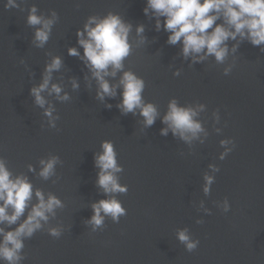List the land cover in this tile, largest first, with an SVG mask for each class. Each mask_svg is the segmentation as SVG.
Here are the masks:
<instances>
[{
  "label": "water",
  "instance_id": "1",
  "mask_svg": "<svg viewBox=\"0 0 264 264\" xmlns=\"http://www.w3.org/2000/svg\"><path fill=\"white\" fill-rule=\"evenodd\" d=\"M7 2L0 0V158L13 177L28 178L33 197L15 224L0 228L13 230L26 219L38 203L37 189L46 200L52 194L63 205L23 239L21 264H264V46L238 37L227 41L223 63L214 56L194 63L183 57L181 43L166 42L168 33L156 30L154 16L144 15L146 0H16L18 7L5 8ZM33 6L45 19L57 14L43 47L34 42L40 26L27 23ZM109 13L132 26V49L123 71L144 80L143 100L158 112L150 127L139 108L125 114L117 107L122 71L105 77L116 86V95L100 100L92 73L68 54L70 47L83 54L76 32L89 17ZM140 24L144 32L138 35ZM53 57H60L62 66L52 73L49 88L58 84L60 95L69 99L45 90L41 108L30 89L42 83ZM225 69H230L227 75ZM177 70L180 75H173ZM73 80L78 88L72 87ZM173 99L197 112L194 119L203 131L196 137L186 141L171 129L161 135ZM49 106L54 127L44 115ZM217 110L218 121L213 115ZM224 139H232L234 147L221 146ZM105 140L114 145L123 169L116 175L126 192L105 194L96 183L94 157ZM228 149L232 151L219 159ZM54 156L59 158L54 174L45 179L39 175L40 161ZM205 174L214 178L208 194L203 191ZM113 197L126 215L118 223L107 216L104 226L93 231L87 223L92 204ZM225 197L228 212L223 211ZM50 228H58L60 237H52ZM184 228L199 240L192 252L177 239Z\"/></svg>",
  "mask_w": 264,
  "mask_h": 264
},
{
  "label": "clouds",
  "instance_id": "2",
  "mask_svg": "<svg viewBox=\"0 0 264 264\" xmlns=\"http://www.w3.org/2000/svg\"><path fill=\"white\" fill-rule=\"evenodd\" d=\"M18 7L16 0H8L5 8ZM37 9H30L27 23L36 27L34 42L37 47H43L50 36L51 29L55 23L56 13L53 12L52 19H45L36 14ZM145 16L152 15L156 18V30L161 28L168 33L167 43L169 45L182 44L181 53L184 58L191 57L192 61L200 62L209 56H214L218 63H223L229 54L228 40H248L253 46H264V0H146L143 8ZM163 18L161 22L160 18ZM223 21L217 23V21ZM131 24L125 23L119 15L112 13L102 18L91 16L84 24L83 29L76 32L77 44L83 49V54L76 47H70L68 54L76 56L83 61L92 76L98 82L97 97L103 100L105 96H115L116 86L111 85L105 77L115 76L117 71H122L119 85L122 87L121 102L117 105L123 113L140 109L144 117V124L150 127L158 115L155 105L145 103L142 93L145 87L144 80L132 71H123L124 60L131 54L132 46L129 43ZM138 35L144 32L142 24L137 25ZM143 42V37H141ZM238 43L232 45L234 53ZM264 51V47H261ZM62 66L60 57H53L44 69L42 83L30 89L34 102L41 108L46 104L42 92L48 90L49 94L55 93L60 100H68L67 94L61 96L62 88L58 84H51L52 73L58 71ZM111 69V71H109ZM230 69H225L227 75ZM179 76L177 70L173 73ZM72 87L78 88V83L73 80ZM111 107V105H107ZM52 107L44 110V115L50 118L49 123L54 127L55 118L52 117ZM214 117L219 120V111L214 112ZM197 112L191 107L178 106L175 99L169 103L168 112L163 117V123L168 127L161 129V135H167L171 129L174 135H179L184 140H190L203 131L201 123L194 117ZM220 132V129H217ZM221 146L231 143L232 139L220 141ZM102 151L95 155L94 164L99 169L97 173V185L105 194L126 192L127 186H121L118 182L117 173L121 172L122 166L117 163V153L111 141L105 140L101 143ZM232 149L220 154L223 160ZM58 157H51L47 161L41 160L43 165L39 175L45 179L54 174ZM213 171L219 168L210 165ZM31 170V166H30ZM203 191L208 194L214 178L205 174ZM38 203L31 207L26 219L15 229L5 231L0 228V261L7 264H21L23 259L21 252L24 248L23 239L31 237L42 227L41 221H47L49 213L54 209L62 207V202L55 195L49 194L47 200L41 190L35 191ZM33 197V185L27 177L21 175L13 177L5 161L0 158V224H15L24 215L29 202ZM11 209V213H9ZM93 214L87 223L93 226V231L104 226L105 217L110 216L114 223L119 222L121 216L126 215V209L115 197L100 200L92 204ZM230 204L227 197L223 200V211L228 212ZM207 211V210H205ZM103 213V215H102ZM200 223L201 221H197ZM52 237H60L58 228H50ZM177 239L185 245L188 252L195 250L199 244L198 239H193L187 228L177 231Z\"/></svg>",
  "mask_w": 264,
  "mask_h": 264
}]
</instances>
